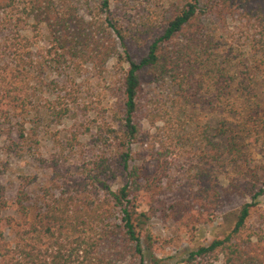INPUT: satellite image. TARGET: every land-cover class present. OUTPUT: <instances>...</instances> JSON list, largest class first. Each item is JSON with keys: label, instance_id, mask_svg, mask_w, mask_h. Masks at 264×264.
I'll return each mask as SVG.
<instances>
[{"label": "trees", "instance_id": "obj_1", "mask_svg": "<svg viewBox=\"0 0 264 264\" xmlns=\"http://www.w3.org/2000/svg\"><path fill=\"white\" fill-rule=\"evenodd\" d=\"M161 1L0 0V142L11 153H31L46 174L35 195L27 186L36 177L25 176L13 199L0 182V264H156L144 251V224L148 210L164 204L161 195L174 191L163 210L169 216L217 208V148L202 151L206 163L175 186L167 140L194 120L196 105L233 110V91L256 95L255 80L264 74V0H169L165 11ZM100 58L112 60L118 76L96 117L81 100L77 77L82 62ZM156 85L173 93L148 94ZM243 116L240 131L226 119L217 128L218 135L230 132L238 158V137L264 138V106ZM52 124L65 127L53 131ZM188 133L212 146L206 126ZM45 138L46 154L37 149ZM83 145L89 159L79 161ZM143 145L157 161L154 172L135 161ZM244 162L233 179L242 181L230 186L250 202L236 210L230 233L188 253L184 264L220 254L221 264H238L243 229L264 194V164ZM258 240L264 243L261 234Z\"/></svg>", "mask_w": 264, "mask_h": 264}, {"label": "rangeland", "instance_id": "obj_2", "mask_svg": "<svg viewBox=\"0 0 264 264\" xmlns=\"http://www.w3.org/2000/svg\"><path fill=\"white\" fill-rule=\"evenodd\" d=\"M163 1L164 3L162 1L159 3V10H171L172 5L169 4V0ZM81 64V72L77 77V82L79 83L77 88L82 93V102L94 107L97 117L102 111L100 109L111 102L113 96L111 97L112 94L110 93L109 86L113 85L118 76V70L109 58L106 60H101L100 58L95 61L82 62ZM255 81L254 88L256 95H244L238 91H233V94L230 96L228 103L233 104V107L239 111L236 109L230 110L231 108H228V106H226V109L218 111L202 105H196L195 111L197 115L194 120L188 119L183 129L180 130L179 128L172 134V139L167 140V143H170L168 159L172 161L169 175L170 179L174 180L175 186H183L187 180L191 179L196 173L199 162L203 165L206 163L202 161L203 158L200 156L202 155V151L214 153L213 148H217V151L220 153L219 159L221 163L217 165L216 160L212 162L216 167L215 179L221 190V197L216 202L217 208L204 211L205 214L199 211L192 212L193 217H182L178 214L169 216L167 212L163 211L174 200L173 190L172 192L167 190L164 195L160 196L164 200V204L158 202L156 210H148L147 205L140 207V209L149 211V218L144 224V229L148 232L149 236V238L144 239L145 241L143 240L144 251L147 255L153 257L156 264H184L183 259L191 251L196 250L201 245L209 244L214 238L225 237L233 228L236 210L244 202H250L248 196H241L239 193L233 191L230 183L237 180L242 181L241 178L237 180L233 179L238 176L237 174L240 170L246 169L247 166L244 163H247L244 162V157L247 160H251L250 165L259 163V166H261L264 164V138L259 139L258 142H254L251 137H238L235 140V146L242 153V155L238 153V158L229 149L231 147L228 137L230 132L218 135L217 128L221 127V121L226 119L228 127L232 130L240 131L242 127L241 121H248V118H244L243 115L257 104L261 108L264 106V74L260 72ZM171 88L170 86L156 85L148 91V94L153 93L156 97H169L173 93V89ZM187 108L191 109L190 105L187 104ZM89 114L91 116L94 115L93 112ZM82 118L83 116H80L79 120L81 121ZM92 119L91 117L88 123H93ZM197 124L207 127L212 146L207 139L206 141L203 139V135L192 137L188 133V131L196 129ZM64 127L62 124H52L51 130L61 131L60 129ZM50 143L45 138L37 149L46 154L51 150ZM137 151L139 152L135 161L138 164H145L149 172H154L157 164L155 157L153 158L149 154L145 145L139 147ZM89 153L90 151L86 149V146H79L75 157L79 161L86 160L89 159L87 158ZM31 158V153L28 152L17 155L7 151L3 148L2 142H0V167H3V172L0 174V182L5 187V194L8 199L14 198L25 176L36 177L34 184L27 186V190L32 195L37 194L40 185L46 182V174ZM165 183L166 179H164L162 184L165 185ZM185 189H188L185 192L188 193L190 187L185 185ZM258 201L252 207L251 216L247 220L245 229H243L242 237L244 240L239 251V255L242 258H238V264H257L259 261L262 263V253H264L262 246L264 243L262 244V241L258 240V236L261 234L264 238V194L259 197ZM198 209V207H194L193 210ZM206 213L211 214L208 216ZM248 240L250 241L248 242ZM213 257L210 256L205 259L208 260V263L211 262L212 264H221L224 260L221 254L218 255V260L216 261L213 260ZM207 262H201V264H208Z\"/></svg>", "mask_w": 264, "mask_h": 264}]
</instances>
